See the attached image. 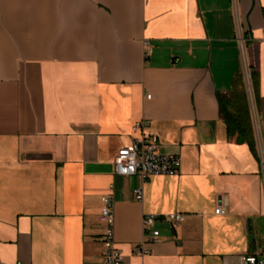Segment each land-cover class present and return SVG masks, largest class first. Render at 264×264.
I'll list each match as a JSON object with an SVG mask.
<instances>
[{
	"label": "crops",
	"instance_id": "0c3cea01",
	"mask_svg": "<svg viewBox=\"0 0 264 264\" xmlns=\"http://www.w3.org/2000/svg\"><path fill=\"white\" fill-rule=\"evenodd\" d=\"M250 67L263 144L264 0H0V263L101 264L106 196L122 264L264 253L263 167L217 99ZM142 120L177 176L115 172Z\"/></svg>",
	"mask_w": 264,
	"mask_h": 264
},
{
	"label": "built area",
	"instance_id": "2783aa9c",
	"mask_svg": "<svg viewBox=\"0 0 264 264\" xmlns=\"http://www.w3.org/2000/svg\"><path fill=\"white\" fill-rule=\"evenodd\" d=\"M238 33L243 38L241 27L238 28ZM146 56L151 50V45L145 43ZM247 81H250L249 72L246 73ZM251 84V83H250ZM252 89V88H251ZM150 97V96H148ZM251 102V109L253 111L254 99L253 93L249 96ZM149 122L142 120L135 124L133 131L138 134L131 146L123 148L119 151L115 158V172L121 176H140L143 182H146L152 177L156 176H177L181 169V159L177 155L163 154L160 151V144L156 134H146L145 129ZM259 145V152L261 164L264 172V153L261 141L257 139ZM262 152V154H261ZM263 155V156H262ZM136 199L141 202L143 200V192H136ZM225 210L221 207L216 210V214H225ZM159 216L150 215L143 219L144 234L150 232L155 225ZM175 227L184 222L185 216L179 213H174L166 216ZM99 221L105 227V232L102 236L103 250L101 264H122V256L120 250L116 246L115 241V218L113 213V199L110 196L102 198V210ZM154 238L159 236L158 231L152 232ZM155 242L154 240L150 241ZM145 246V245H144ZM144 246L139 247L137 252L142 255L150 254L148 248ZM1 264V263H0ZM21 264V263H18ZM241 264H264V253H254L245 257Z\"/></svg>",
	"mask_w": 264,
	"mask_h": 264
},
{
	"label": "trees",
	"instance_id": "16d2710c",
	"mask_svg": "<svg viewBox=\"0 0 264 264\" xmlns=\"http://www.w3.org/2000/svg\"><path fill=\"white\" fill-rule=\"evenodd\" d=\"M250 83L253 93L254 103H258L259 84L257 73L253 68H249ZM219 110L224 120L228 134L237 136L249 144L254 155L261 162L259 145L255 133L249 93L244 81V77H239L234 81L233 89L229 94H217ZM264 153V143L262 144Z\"/></svg>",
	"mask_w": 264,
	"mask_h": 264
},
{
	"label": "water",
	"instance_id": "95a60500",
	"mask_svg": "<svg viewBox=\"0 0 264 264\" xmlns=\"http://www.w3.org/2000/svg\"><path fill=\"white\" fill-rule=\"evenodd\" d=\"M247 90H248L249 96H251L252 95V89H251V84H250L249 80L247 81ZM239 142L242 143V140H239ZM252 246H253V248L255 247V241L252 242Z\"/></svg>",
	"mask_w": 264,
	"mask_h": 264
},
{
	"label": "rangeland",
	"instance_id": "374dc122",
	"mask_svg": "<svg viewBox=\"0 0 264 264\" xmlns=\"http://www.w3.org/2000/svg\"><path fill=\"white\" fill-rule=\"evenodd\" d=\"M244 77V76H243ZM245 78V77H244ZM245 81V80H244ZM252 116H253V121H255V126L257 125L256 124V111H255V108L253 107V111H252ZM262 154V152H261ZM263 156V155H262ZM262 250H264V244L262 245Z\"/></svg>",
	"mask_w": 264,
	"mask_h": 264
}]
</instances>
